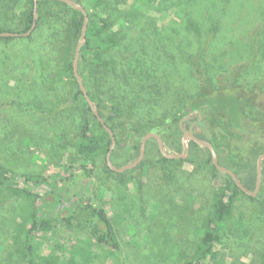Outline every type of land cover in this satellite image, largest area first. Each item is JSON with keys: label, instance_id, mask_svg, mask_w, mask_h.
Wrapping results in <instances>:
<instances>
[{"label": "rangeland", "instance_id": "374dc122", "mask_svg": "<svg viewBox=\"0 0 264 264\" xmlns=\"http://www.w3.org/2000/svg\"><path fill=\"white\" fill-rule=\"evenodd\" d=\"M47 11L30 35L0 36V164L19 174H57L55 193L69 199L71 213L64 209L58 214L60 205L52 229L28 241L24 236L31 221L30 199L0 189V264H28L27 243L39 264H179L193 255L210 212L217 182L212 167L176 157L158 162L152 143L147 163L109 171L107 146L101 145L88 187L84 169L77 168L82 163L91 166L75 145L81 112L68 101L66 82L54 78L58 40L70 12L54 2L47 4ZM100 11L121 42L112 53H104L106 63L88 61L84 67L91 72L96 92L120 106L125 100L132 108L137 94L154 98L151 108L158 109L149 114L154 118L151 125L166 109L175 112L184 97L207 88L237 92L248 101L249 94L255 95L256 88L242 73L247 66L255 67L247 70L255 75L264 71V0H104ZM17 13L0 0L1 27L18 29ZM206 68L213 78H202ZM245 108L262 119L263 131L249 122L232 126L235 136L225 144L234 166L256 146L264 148V95ZM126 112L120 120L137 122ZM190 116L181 132L173 131L176 139L165 146L167 151L182 144L184 129L192 123L193 132L203 134L201 122ZM230 123L226 120L225 126ZM151 131L161 134L158 127ZM124 132L133 133L131 128ZM122 141L129 146L132 136ZM83 185L85 194L76 197ZM94 202L105 208L118 247L100 241L103 225L92 215ZM210 262L264 264V204L246 192L237 193L233 216Z\"/></svg>", "mask_w": 264, "mask_h": 264}, {"label": "trees", "instance_id": "16d2710c", "mask_svg": "<svg viewBox=\"0 0 264 264\" xmlns=\"http://www.w3.org/2000/svg\"><path fill=\"white\" fill-rule=\"evenodd\" d=\"M2 1L5 6L12 9L14 12H18L17 14L20 18L18 29L13 30L0 26V31L21 33L27 31L34 20V0ZM74 1L77 4L83 5L89 15L86 41L81 46L78 69L91 99L95 101L102 118L109 124L115 133L116 147L112 150L110 156L112 162L116 166H121L135 160L139 155L142 136L151 131L153 127H158L161 130L160 135L165 146L167 144L174 145L176 137L173 131L175 130L178 133L181 132V127H183V125L187 126L186 119H189L192 113L203 126V134L198 137L209 140L214 145L218 154L219 163L222 164L221 160L224 161L225 164L222 165L231 168L237 174L241 182L248 189L253 190L257 178L256 156L257 154L264 153L263 145L256 146L253 153L249 152L248 157H244L245 161L243 163L240 165L235 164L234 166L230 160V153L226 148L225 142L230 141V136H235L233 133V131H235L234 127H244L247 122H249V125L257 124L258 127L256 128H260L258 131H263V128L260 127V124L263 123L261 122L262 119L253 116L252 112L247 111L245 106L263 97L264 77H261V72L264 71L261 70L260 74L255 75L251 72H247L248 69H254L255 67L247 66L246 70L242 73L243 78L256 88L254 96H250L249 94V101L244 97L242 98L237 92L219 88H207L192 97H184L183 101L176 104L175 112L166 109L162 115H159V120L151 125L154 118L152 117L151 119L149 114H153L156 108H151V105L155 102L154 98L150 96L147 97L146 94H137L132 100L133 106L131 108V105L127 107L128 103L125 100L120 106L113 98H108V96L102 98L94 89V83L90 79L91 72H88L84 67V63L88 61L101 64L106 63V60L102 58L104 53L108 51L112 53L120 44L121 38L113 28L111 21L100 11L104 6V0ZM49 2H54L70 12L69 18L67 19V26L64 28L65 34L58 40L59 50L54 70V78L66 82L69 89L68 101H70L72 106H77L81 112L78 137L75 145L77 152L84 156L86 160H89L92 167L82 163L77 166V168L84 169L86 173L84 181L89 187L93 178V169L97 167L99 158L102 155L100 147L101 145H106L108 152L111 138L108 131L102 126L93 113L89 103L85 100L73 72L72 62L75 47L80 38L84 15L77 7L69 5L61 0H38L37 24L48 14L47 4ZM195 27L196 29L198 28L197 26ZM12 37L13 36H2V38L5 39H10ZM208 54V51L205 52V55ZM199 56H202V52L199 53ZM259 66L261 67L262 64ZM209 71H211L210 68H206V72H203L202 78L206 79L207 76L213 78V75H208ZM128 94L129 91L126 92V95ZM20 105L28 109L35 108L42 110L41 106L35 104ZM156 109H158V107ZM197 110L201 113L200 119L199 114L196 112ZM131 111L133 113H131ZM125 112L135 115L137 122L132 121L129 124L127 121L123 122L120 120L119 117H122V114ZM251 116L253 118H251ZM246 118L249 121L246 120ZM161 119L164 121H161ZM115 120L117 122H115ZM226 120L231 122L230 125L225 126ZM124 123H127V125ZM126 128H131L133 133L125 134L124 130H126ZM127 135L132 136V141L129 143V146L124 145L122 141ZM170 139L172 140L169 141ZM152 143L156 145V151L158 152L157 155H153L154 159L158 160V162L172 160L162 154L157 139L155 137H149L146 141V155L139 165L149 161L150 158L148 153L150 149H152ZM188 145V155L184 159H178L198 167L210 165L217 182L214 184V194L210 212L204 219L196 249L191 257H184L179 264H212L210 262V257L214 254V248L220 242L221 232L226 222L233 216L236 195L242 190L227 172L218 170L212 163V155L207 146L201 145L193 140H189ZM173 147L174 152L179 153L181 152L182 144L177 143ZM123 157L125 159L122 161L119 160ZM107 164L106 161V169L112 171ZM57 177V174H19L0 164V189L18 194L24 193L30 199L29 203L33 209L31 208L28 211L31 221L28 228H26L24 236L28 241H30L32 237L37 236L39 232H48L52 229L53 222L55 221L53 215L54 210L60 205L61 208L57 210L58 214L64 209L68 210L67 213L69 215L71 213L69 199L59 195V193L58 195L55 193L54 188L57 186ZM83 187H81V191L77 193L76 197L85 194V186L83 185ZM48 196H51L53 200L49 201L47 199ZM252 197L261 202V204H264V159L262 161V183L256 196L252 195ZM91 212L97 221L103 225V233L100 237V241L106 242L113 247H118L114 226L105 208L94 202L91 205ZM95 231H98V227L95 228ZM26 248L28 251V264H39L33 257V250L30 243L26 244Z\"/></svg>", "mask_w": 264, "mask_h": 264}, {"label": "water", "instance_id": "95a60500", "mask_svg": "<svg viewBox=\"0 0 264 264\" xmlns=\"http://www.w3.org/2000/svg\"><path fill=\"white\" fill-rule=\"evenodd\" d=\"M63 2H66L69 5H72L74 7H77L78 9H80L84 15V19H83V25H82V29H81V34H80V38L78 43L76 44L75 47V52H74V57H73V62H72V66H73V72L74 75L78 81V84L80 86V89L84 95L85 100L89 103L90 107L93 110V113L96 115L97 119L99 120V122L102 124V126L108 131L110 138H111V143H110V147L109 150L107 152L106 155V159H107V163L110 166L111 169L118 171V172H122L128 169H131L135 166H137L144 158L145 153H146V141L149 137H155L157 139L158 142V146L160 151L162 152V154L169 158V157H176V158H183L187 156V141L189 140H193L201 145H205L207 146V148L209 149L211 155H212V163L216 166V168L218 170L227 172L235 181V183L238 185V187L246 192L249 195H256L260 189L261 183H262V161L264 159V153L260 154L257 158V164H256V173H257V178H256V185L255 188L253 190L248 189L239 179V177L237 176V174L229 167L224 166L222 164L219 163V159H218V154L214 148V145L207 139L205 138H201L198 137L194 132H193V123L189 125L188 129H184L183 135H182V148H181V152L179 153H175V152H169L167 151V149L165 148V144L163 142V139L161 137V135L157 132L154 131H149L147 133H145L142 136L141 139V144H140V150H139V155L138 157L133 160L130 161L126 164H123L121 166H116L110 156H111V152L112 150L115 148L116 145V136L115 133L113 131V129L109 126V124L106 123V121L102 118L99 109L95 103L94 100L91 99L90 94L87 91V88L84 84V81L82 79V76L79 73V69H78V64H79V57H80V51H81V46L85 43L86 41V31H87V27H88V21H89V15L87 13V11L85 10V8L83 7V5L81 4H77L74 0H61ZM37 4H38V0H34V20L31 24V27L21 33V32H12V31H0V36H18V35H30L33 30L36 27L37 24V18H38V13H37ZM199 114V119L201 118V113L200 111H197Z\"/></svg>", "mask_w": 264, "mask_h": 264}, {"label": "flooded vegetation", "instance_id": "af4514ba", "mask_svg": "<svg viewBox=\"0 0 264 264\" xmlns=\"http://www.w3.org/2000/svg\"><path fill=\"white\" fill-rule=\"evenodd\" d=\"M197 111H198V110H197ZM197 111H196V112H197ZM197 113H198V112H197Z\"/></svg>", "mask_w": 264, "mask_h": 264}]
</instances>
